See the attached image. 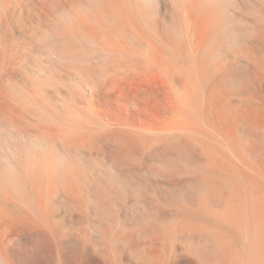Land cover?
Masks as SVG:
<instances>
[{
	"label": "bare ground",
	"instance_id": "bare-ground-1",
	"mask_svg": "<svg viewBox=\"0 0 264 264\" xmlns=\"http://www.w3.org/2000/svg\"><path fill=\"white\" fill-rule=\"evenodd\" d=\"M80 1L39 3L51 22L48 49L40 47L73 66L82 56L74 41L93 45L87 50L106 68L101 85L83 57L78 71L95 77L83 73L85 91L104 97L87 105L102 129L87 126L86 137L14 131L13 105L0 93V264H35L28 241L48 237L56 206L96 240L84 246L66 231L75 253L62 262L59 250L62 264H264V0ZM153 7L160 10L151 14ZM85 53L91 63L95 55ZM102 130L101 147L94 133ZM85 161L98 172H79ZM93 191L101 214L90 207Z\"/></svg>",
	"mask_w": 264,
	"mask_h": 264
},
{
	"label": "rangeland",
	"instance_id": "rangeland-1",
	"mask_svg": "<svg viewBox=\"0 0 264 264\" xmlns=\"http://www.w3.org/2000/svg\"><path fill=\"white\" fill-rule=\"evenodd\" d=\"M8 1V0H7ZM7 1H5L4 0V2H2L1 0H0V66L2 65V67H4V70L1 68V70H0V76L1 75H3V76H1L0 78V93L2 92H6L7 93V95H8V97H9V102H10V105H13V106H11V108H12V113H13V115H12V117L14 118V119H12L13 120V122H14V124H12V129L14 130V131H19L20 129V131L21 132H23V131H28V133H31L30 131H32V133H44V132H46L47 133V130L49 131L50 129V131H52L53 132V129H54V132H58V133H69V131H70V129H73V130H71V131H74V132H71L70 131V133H76V135H80L81 133H82V136L84 137H86V135H88V134H90L89 133V131H88V127H91V129L93 128V129H102V128H100L101 127V125L100 124H102V120H99L98 118H96V117H94V116H92L91 115V113L89 112V103H90V101L91 102H93V103H95L96 105H98V103L99 104H104L103 103V101H104V97H103V95H102V97L101 96H99V95H97L98 97H96V95L95 96H91L87 91H85V90H87L86 88H84L83 87V83H85V80L87 79L86 78V76H84L85 74H83V73H88L89 72V68H90V66H91V71L89 72V73H93L94 75H96V79L95 80H97V77H98V79H101V80H97L96 82L98 83V81H100L99 82V84L100 83H102L101 81H103V79L102 78H100V77H102V76H104L103 74L101 75V71L100 70H102V69H106V68H104V63H103V65L101 66V61H103V59L101 58H99V56H98V54L96 55V53H95V50L94 51H89V50H87L88 49V46H90L91 44L89 43V42H87V41H85L84 39L82 40L81 38V40L78 38V40H76V41H74V44H75V51L77 50V46L82 50H78V52H80L78 55H82V56H76L75 55V61H76V64H75V62H74V60H73V63H74V65L72 66V62L71 61H69V60H67V59H65L64 57H60L61 59H65V60H62V61H60V58H57L56 56H49V52H48V50H47V52L48 53H46V49L44 50V47L46 48L47 47V49H48V42L47 43H45V42H43L46 38H45V34H47V35H49L48 33V31L46 30V29H48V27H46L45 28V24H47V26H49V25H51V22L49 21L50 19H48V18H46V16L45 15H39V12H38V9H39V3L40 2H42V3H45V4H47V6L48 7H52V6H54V5H56L57 4V6H60V9L62 8V5L63 6H66V0H61V1H59V0H43V1H40V0H14V1H12V0H10V3L9 2H7ZM12 1V2H11ZM17 1H19V2H17ZM21 1H22V3H21ZM58 1V2H57ZM84 1V2H83ZM6 2V3H5ZM52 2V4H50ZM55 2H57V3H55ZM81 3L80 4H82V6H86L85 5V2H86V0H81L80 1ZM5 4L4 6L2 5V4ZM7 3H9V4H7ZM20 3V4H19ZM65 3V4H64ZM87 3V2H86ZM8 6H7V5ZM38 4V5H37ZM60 4H62V5H60ZM84 4V5H83ZM3 8H4V11H3ZM8 8V9H7ZM13 8H15V9H13ZM155 8V9H154ZM160 7H153L152 9H149L148 11L152 14V13H157L160 9H159ZM31 9H33V10H31ZM37 9V10H36ZM59 8H58V14L59 15H61V14H63V12H64V10H60ZM157 9V10H156ZM14 10V11H13ZM10 11H12L11 13H10ZM20 11H22V13L20 12ZM26 11V12H25ZM156 11V12H155ZM9 12V13H8ZM15 12V13H14ZM29 12V13H28ZM31 12V13H30ZM33 12H36V13H34L33 14ZM61 12V13H60ZM28 15H27V14ZM90 13V12H89ZM10 14H14L13 16L12 15H10ZM27 15V16H25V15ZM35 14H38V15H35ZM25 16V18L27 19L26 21H25V18H22V17H24ZM29 15H31V18H27ZM33 15V16H32ZM12 16V17H11ZM42 16V17H41ZM85 16L87 17L88 16V14H85ZM101 16H103V15H101ZM30 17V16H29ZM35 17H38V18H36V19H38V20H35ZM39 17H41V18H39ZM89 17V16H88ZM18 18H22L21 19V21H20V19H18ZM33 18H34V20L35 21H33ZM28 19H29V21L31 22H29L28 21ZM39 19H41L42 20V22H44V23H42V22H40L41 20H39ZM47 19H48V21H47ZM16 20V21H15ZM19 20V21H18ZM36 21H37V23H36ZM45 21H47L46 23H45ZM90 21V20H89ZM23 22H24V24H23ZM27 22H29V23H27ZM25 23H27V24H25ZM43 24L44 25V28L45 29H43V25H41L42 26V28L40 27V25H38V24ZM90 23H91V21H90ZM29 24H32L34 27H35V25H36V28H38L37 30L39 31V29H40V31H41V29H43V31H44V34H43V31H39L40 32V34H39V32H37L36 31V28L34 29V27H32V26H28ZM25 25H27L26 27H27V29H31V27L36 31V33H35V31H33V32H30L31 30H27L26 29V27H24ZM26 29H24L23 27ZM38 26V27H37ZM4 29V30H3ZM22 29H24V30H22ZM2 30V31H1ZM27 31V32H26ZM46 32V33H45ZM3 33V34H2ZM6 33V34H5ZM29 33H30V36H29ZM35 33V34H34ZM39 34V36H36L35 37V35H38ZM22 34H24V36L22 35ZM31 34H34V37L36 38V41H35V38H33V37H31L32 35ZM41 34H43V35H41ZM3 35V36H2ZM6 35V36H5ZM41 36H43V37H41ZM8 37V38H7ZM29 38V39H28ZM37 38H38V40L41 42V43H43V44H40V42H37L38 40H37ZM42 38L44 39V40H42ZM5 39V40H4ZM26 39H28V40H26ZM32 40V41H29V40ZM26 42V43H25ZM30 42V43H29ZM36 42H37V44H36ZM50 42V41H49ZM82 42V43H81ZM86 42V43H85ZM29 43V44H28ZM44 44H46L44 47H40L41 45H44ZM77 44V45H76ZM87 44V45H86ZM90 44V45H89ZM5 45V46H4ZM30 46H31V48H30ZM3 47H4V49H3ZM40 49H39V48ZM86 47V48H85ZM89 48H92V49H94L93 48V45H91ZM84 49V50H83ZM28 52H27V51ZM36 50H39L40 51V53H39V51L38 52H35ZM73 49H71V51H72ZM30 51V52H29ZM42 51V52H41ZM85 51H87V54L90 52L92 55H95V57H97L98 56V58H99V60H100V62L99 61H97L98 59H95V57H93L92 58V56H90L91 54H88V57L89 58H91L93 61V63L91 62L90 63V61L87 59V57L85 58V56H86V53H85ZM1 52H2V54H1ZM77 51H76V53H78ZM32 53V54H31ZM73 53V52H72ZM75 53V52H74ZM75 53V54H76ZM4 54V55H3ZM43 54H45V55H43ZM46 54H47V56H46ZM5 56V60L3 59V57ZM59 56H63V55H60L59 54ZM50 57H52V61H51V58ZM81 57H83L82 59L84 60V62H83V60H82V63L84 64L83 65V69L84 70H86L87 69V67H84V66H87V64H90V66H89V70H88V72L87 71H82L81 69H82V67H80L81 69H79V71H78V68H79V66H82V64L78 61V60H80L81 59ZM54 58V59H53ZM47 60L48 61V59L51 61L50 63H47V61H44V60ZM5 62H4V61ZM7 60V61H6ZM13 60V61H12ZM25 60H27V61H25ZM43 60V61H42ZM67 60V61H66ZM94 60H95V62H94ZM9 61V62H8ZM12 61V62H11ZM69 61V62H68ZM81 61V60H80ZM89 61V62H88ZM28 62V63H27ZM37 62H38V64H37ZM60 62V63H59ZM62 62V63H61ZM63 62H67V63H63ZM39 63H40V65H39ZM52 63V64H51ZM54 63V64H53ZM56 63H58V65L56 64ZM85 63H86V65H85ZM98 63V64H97ZM100 63V64H99ZM6 64H7V66H6ZM14 64V65H13ZM21 64V65H20ZM23 64V65H22ZM37 64V65H36ZM42 64H44V66L42 65ZM56 64V65H55ZM64 64H65V66H64ZM67 64V65H66ZM71 64V65H70ZM78 64V65H77ZM36 65V66H35ZM42 65V66H41ZM45 65L47 66V67H45ZM51 65H53V68H51ZM61 65V66H60ZM35 66V67H34ZM56 66V67H55ZM69 66V67H68ZM20 67V68H19ZM68 67V68H67ZM95 69H94V68ZM30 68V69H29ZM44 68H46L47 69V71H46V69H44ZM86 68V69H85ZM51 69V70H50ZM57 70V71H56ZM93 70H94V72H93ZM47 72V74H46V72ZM51 71V72H50ZM82 71V72H81ZM97 71V72H96ZM104 71V70H103ZM45 72V73H44ZM97 74H96V73ZM20 73V74H19ZM23 73V74H22ZM51 73V74H50ZM53 73H55V75L53 74ZM57 73H58V75H57ZM78 73H80V74H78ZM88 73V74H89ZM103 73V72H102ZM36 74V75H35ZM88 74H86V75H88ZM9 76V77H6L5 78V76ZM38 75V76H37ZM41 75V76H40ZM49 75V76H48ZM53 75V76H52ZM90 75V74H89ZM88 75V76H89ZM11 76V77H10ZM58 76V77H57ZM84 76V77H83ZM91 76V77H90ZM89 77L92 79V77H94L93 75H90ZM37 77V78H36ZM56 77V78H55ZM64 77V78H63ZM81 77V78H80ZM80 78V79H79ZM90 78L89 79H87V81L88 80H90ZM95 78V77H94ZM94 78L91 80V81H95L94 80ZM39 79V80H38ZM44 79V80H43ZM61 79H62V81H61ZM4 80V81H3ZM7 80V81H6ZM69 80V81H68ZM72 80V81H71ZM78 80H80V81H78ZM1 81H3V82H1ZM30 81H32V82H30ZM68 81V82H67ZM70 81H71V84H70ZM79 82H81L80 84L82 85H80L79 84ZM96 82H94L95 84H96ZM65 83V84H64ZM75 83V84H74ZM6 84V85H5ZM35 84V85H34ZM45 84V85H44ZM99 84H96L97 86L99 85ZM3 85V86H2ZM67 85V86H66ZM71 85H74V86H71ZM101 85V84H100ZM48 86V87H47ZM79 86V87H78ZM44 87V88H43ZM57 87V88H56ZM98 87H100V86H98ZM6 88V89H5ZM52 88V89H51ZM75 88V89H74ZM1 89H3V90H1ZM71 89V90H70ZM75 90V91H74ZM78 90V91H77ZM22 91V92H21ZM83 92V93H80V92ZM25 92V93H24ZM72 92V93H71ZM76 92V93H75ZM80 94H79V93ZM23 93H24V95H23ZM74 93V94H73ZM80 95V98H81V95H82V100L81 99H79V97L78 98H75L76 96H74V95ZM90 95V96H88V95ZM97 94H99V92L97 93ZM84 96V97H83ZM85 96H87V97H85ZM76 99V100H74V98ZM88 97H90V99H88ZM1 98V97H0ZM20 98H21V100H20ZM95 98H96V101H95ZM69 99V100H68ZM85 99V100H84ZM103 99V100H102ZM83 101L82 103H81V101ZM12 101V102H11ZM25 101H26V103H25ZM76 101V102H75ZM79 101V102H78ZM86 101V102H85ZM24 102V103H23ZM79 103V104H78ZM83 103H85L84 105H83ZM52 104V105H51ZM54 105V106H53ZM58 105V106H57ZM70 107H69V106ZM88 105V106H87ZM85 106H87V107H85ZM53 107V108H52ZM60 109H59V108ZM81 108H82V110H81ZM86 108H88V110H85ZM63 112H62V111ZM77 111V112H76ZM81 111V112H80ZM84 111V112H83ZM65 112V113H64ZM46 113V114H45ZM50 113V114H49ZM89 115V116H91L92 118H93V120L91 121V119H90V117L87 115V114ZM65 114H67L68 116H69V118H70V121H69V118L67 119L66 118V116L67 115H65ZM76 115V116H75ZM80 115V116H79ZM85 115V117H86V115L88 116V118L87 119H89V120H85V117H83ZM47 116V117H46ZM75 117H76V119H75ZM83 117V118H82ZM71 118H72V120H71ZM60 119V120H59ZM79 119V120H78ZM94 119H95V121H94ZM65 120V121H64ZM65 123H64V122ZM67 121H69L67 124L68 125H66V122ZM72 121V122H71ZM97 121V123L95 124V123H93V122H96ZM100 123H99V122ZM60 122H61V124H60ZM77 124L76 126H79V125H81V126H83V128L85 129V131L84 130H82V127L81 126H79V127H81V130H80V128L78 129V127L76 128V126L75 125H73L72 126V124ZM16 123V124H15ZM60 124V125H59ZM63 124V125H62ZM65 124V125H64ZM69 124H70V126H69ZM79 124V125H78ZM24 125V126H23ZM23 128H22V127ZM58 126V127H57ZM65 126V127H64ZM86 126V127H85ZM88 126V127H87ZM70 127H72V128H70ZM20 128V129H19ZM76 128V129H75ZM86 128H87V130H86ZM18 129V130H17ZM23 130V131H22ZM42 130V131H41ZM46 130V131H45ZM62 130V131H61ZM68 130V131H67ZM76 130H77V132H76ZM90 130V129H89ZM26 131V132H27ZM34 131V132H33ZM48 132V133H52V132ZM79 131H81V132H79ZM84 132H87V134L86 135H83V133ZM99 133V134H98ZM103 133V130L102 131H98V132H95L94 133V135H96V137H98V136H100V138H97V139H99L98 140V142H99V146H101L102 147V144H103V146H105L104 145V141H102L103 140V137L101 136V135H103L102 134ZM85 134V133H84ZM101 134V135H100ZM75 135V134H74ZM80 137V136H79ZM102 137V138H101ZM101 139V140H100ZM102 142V143H101ZM105 148V147H104ZM79 161V163H82V161L83 160H81V159H79L78 160ZM90 161H85L84 163H85V165L87 166H84L85 167V169L82 167V166H80L79 168L81 169H79L78 171L79 172H82V171H85V170H87V168H89L90 167V171H93L94 170V172L95 173H97L98 171V168L96 169L95 167H97L98 165H97V162H95V164H94V162L93 163H89ZM91 164V165H90ZM97 165V166H96ZM89 166V167H88ZM93 167V168H92ZM101 168H103L105 171H106V169L103 167V166H100ZM83 168V169H82ZM96 169V170H95ZM93 195H94V191H93V193H92ZM96 194V193H95ZM95 196L96 195H94V196H92V198H93V201H92V199H90L89 198V200L92 202V204L90 205V207H92L91 209L93 210L94 209V212L96 213V208L95 207H98L99 208V206H98V203L96 202V201H98V199L97 198H95ZM96 199V200H95ZM94 201H95V204L97 205V206H95V205H93L94 204ZM93 206H95L94 208H93ZM97 208V209H98ZM56 209H60V211H58V210H56L55 212H54V214L55 215H57V216H55V220H53L51 223H50V226L51 227H53V228H51L50 227V231H52V232H50L49 230V234H48V237H46L44 234H43V237H40V236H35V235H33V234H31V235H33V237L35 236V238L34 239H31L32 238V236H29V238L31 239H29L30 241H28V242H31V243H33V244H31V243H28V253H29V260H30V263H32V262H35V264H37V263H40L42 260L44 261V262H48L49 264L51 263V264H62V262H63V260H64V257L65 258H67V256L68 255H72V254H74L75 253V250L73 249V248H68V247H66V245H67V243L69 242V240L68 239H70V240H73V239H75L74 238V236H71L72 234H73V232L75 233L76 232V234H78L79 235V237H82V239L81 240H83V244H84V246L86 245L87 246V244H85V243H88V245L90 246L91 245V241L93 242L94 240H95V238H92V240H91V238L88 236V237H84L83 235H82V229H87L86 228V225L84 224V226H83V224H78V228L76 227V225H77V223H72L71 221H70V217H68V216H70L68 213H64L63 215H62V211H63V209H61V208H57V206H56ZM90 210V209H89ZM99 210H100V208H99ZM99 210H97V212L98 213H96V214H101V213H99ZM62 212V213H61ZM101 212V211H100ZM58 213V214H57ZM61 213V214H60ZM67 214H68V216H67ZM59 215H62L61 217L59 216ZM36 218V217H35ZM66 218H68V219H66ZM38 219V218H37ZM56 219H58V220H56ZM63 219V220H62ZM59 220H62V222L60 221L59 222ZM38 221H40V220H38ZM57 221V222H56ZM70 221V222H69ZM64 222V224L67 222V223H69V224H65V225H63L62 227H61V223H63ZM75 226H74V225ZM70 225V226H69ZM69 226L71 229H69V228H67V227ZM73 226V227H72ZM57 227V228H56ZM64 227H66L67 228V230H66V228H64ZM43 228H45V225H43ZM76 229L77 231H79V229L81 230V231H79L78 233H77V231H75L74 229ZM51 229H53V230H51ZM60 229H61V231H60ZM63 229H65V232L63 231ZM74 231H73V230ZM58 230V231H57ZM68 230H70V231H72V232H70V233H72L71 235L69 234V232H67L66 233V231H68ZM60 232H64V234L63 233H60ZM35 233H37V232H34V234ZM38 234H40V232H38L37 233V235ZM60 234V235H59ZM63 234V235H62ZM65 234H68L69 236H71V237H67L68 235H65ZM76 234H75V236H76ZM41 235H42V233H41ZM51 237H50V236ZM58 235V236H57ZM55 237V239H54V237ZM62 236H63V238L65 239V240H63V238H62ZM92 236H94V234L92 233ZM57 237V238H56ZM60 237V238H59ZM73 237V238H72ZM78 237V236H77ZM41 238H46L45 240V242H44V240H41ZM90 238V239H89ZM55 240V242H54V240ZM66 239H67V241H66ZM94 239V240H93ZM35 240H39V241H41V242H36ZM58 240V244L56 243V241ZM61 240V241H60ZM36 243H34V242ZM75 241V240H74ZM73 241V242H74ZM54 242V243H53ZM94 242H96V240L94 241ZM37 243H41L40 245H41V247L39 246L38 247V249L39 250H37V247L36 246H32V245H37ZM43 243L45 244H47V248H48V253H47V248L45 247L46 246V244H45V246H44V248H43ZM49 244V245H48ZM39 245V244H38ZM37 245V246H38ZM58 245V246H57ZM30 246H32V247H30ZM53 246V247H52ZM57 246V247H56ZM60 246V247H59ZM68 246V245H67ZM83 246V247H84ZM33 248H36V249H32ZM85 248V247H84ZM89 248V247H88ZM53 249V252L51 251ZM29 250H31V251H29ZM36 250V251H35ZM42 250H44V254L41 252ZM46 250V251H45ZM58 250V251H57ZM59 250H61V254H60V256H61V258H60V256L58 255L59 254ZM77 251H79V250H77ZM90 251V249H88V252ZM128 251V250H127ZM31 252H33V253H31ZM38 252L40 253V254H38ZM46 252V253H45ZM55 252H57V255H56V257L57 258H54V259H52V257H55L54 255L56 254ZM86 252V254H88V256L86 257L88 260H90L91 258H90V253H88L87 251H85ZM31 253V254H30ZM35 253V254H34ZM53 253V254H52ZM36 256V259H35V257H34V255ZM46 254V255H45ZM129 254V253H128ZM128 254H127V252H126V255L128 256ZM40 255V256H39ZM49 255V256H48ZM30 256H32V257H30ZM42 257V260L40 261V258H38V257ZM44 256V257H43ZM129 257V256H128ZM90 258V259H89ZM38 259V260H37ZM57 259V260H56ZM60 259H61V261L62 262H60ZM131 260V258H127L126 259V261H127V263H132L130 260ZM31 260H32V262H31ZM46 260V261H45ZM55 260V261H54ZM58 260H59V262H58ZM38 261V262H37ZM42 261V262H43ZM41 262V264H44V263H42ZM46 262V263H47ZM45 263V264H46ZM47 263V264H48ZM85 263V262H84ZM32 264H34V263H32ZM93 264H96L95 262L93 263Z\"/></svg>",
	"mask_w": 264,
	"mask_h": 264
}]
</instances>
